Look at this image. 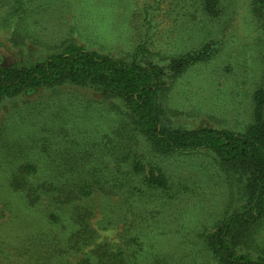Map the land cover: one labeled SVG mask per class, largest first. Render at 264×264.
<instances>
[{"label":"rangeland","instance_id":"obj_1","mask_svg":"<svg viewBox=\"0 0 264 264\" xmlns=\"http://www.w3.org/2000/svg\"><path fill=\"white\" fill-rule=\"evenodd\" d=\"M205 1L26 0L18 15L13 0H0V64L38 62L69 44L128 61L145 56L165 66L162 101L171 124L243 130L264 84V13L255 0H218L206 14ZM215 42L220 51L211 60L181 73L169 68L175 57ZM139 46L146 52L136 54ZM126 156L125 165L136 157L145 175L150 165L160 168L169 188L153 190L137 175L128 187L92 194L84 205L98 241L121 247L125 230L140 232L129 264H219L200 235L245 204L239 178L207 150L155 153L121 99L69 82L0 101V242L10 252L0 264L30 263L29 238L47 226L40 213L50 201L30 209L20 201L9 185L15 166L37 165L42 181L64 179L70 165L102 166L97 175L111 179L108 168ZM252 235L253 247L241 243L240 250L264 257V222Z\"/></svg>","mask_w":264,"mask_h":264},{"label":"trees","instance_id":"obj_2","mask_svg":"<svg viewBox=\"0 0 264 264\" xmlns=\"http://www.w3.org/2000/svg\"><path fill=\"white\" fill-rule=\"evenodd\" d=\"M13 1L16 14L27 11L26 0ZM217 3L218 0H206L201 8L206 14L215 13ZM255 4L264 13V0H255ZM139 51L146 52V48L139 46L136 54ZM219 51L216 42L205 44L175 57L169 68L181 73L199 62L211 60ZM165 76V66L145 56L140 61H128L69 44L62 52L38 62L0 64V101L66 82L90 84L105 96L121 99L136 130L155 153L210 151L225 173L239 178L243 186L241 195L246 202L200 237L219 264H264V257H255L239 248L241 243L247 248L253 247L256 240L252 233L264 222V84L253 93L252 120L243 130L212 126L184 128L171 124L165 114L162 101ZM129 158L118 157V163L108 168L113 175L111 179L97 175L102 166L70 165L62 171L64 179L45 181L40 179V168L33 163L14 167L9 185L20 201L29 209L41 205L46 197L50 201L45 205V212L40 213L47 226L29 238L33 249L28 264H129L131 258L137 259L140 232L130 234L125 230L121 236V247L122 243L126 245L123 248L106 240L98 241V230L91 223L92 213L84 205L97 191L110 194V190L128 187L137 175L153 190L169 188L160 168L150 165L145 175V167L136 157L125 165ZM77 171L82 175L76 180L73 174ZM25 248L20 255L26 253ZM8 254L9 250L0 242V261L4 262ZM14 264H21V259L14 258Z\"/></svg>","mask_w":264,"mask_h":264}]
</instances>
